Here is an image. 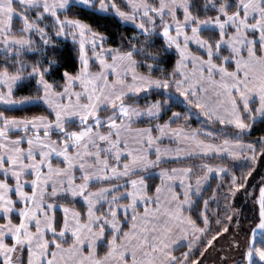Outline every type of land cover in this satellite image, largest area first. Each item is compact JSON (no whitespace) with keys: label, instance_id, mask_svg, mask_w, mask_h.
Masks as SVG:
<instances>
[{"label":"snow or ice","instance_id":"obj_1","mask_svg":"<svg viewBox=\"0 0 264 264\" xmlns=\"http://www.w3.org/2000/svg\"><path fill=\"white\" fill-rule=\"evenodd\" d=\"M122 4L0 0V264H203L230 227L228 252L239 257L226 253L220 264H264V177L258 195L248 186L264 135L243 139L264 124V0ZM88 10L135 30L109 44L81 18ZM69 42L71 71L60 57ZM178 96L211 127H172L178 111L160 123ZM27 106L43 111L9 114ZM165 137L176 146L162 145ZM210 156L247 169L232 173L224 213H212L215 232L217 190L195 219L186 212L210 174L231 169L162 166ZM241 190L257 206L251 217L233 204Z\"/></svg>","mask_w":264,"mask_h":264},{"label":"trees","instance_id":"obj_2","mask_svg":"<svg viewBox=\"0 0 264 264\" xmlns=\"http://www.w3.org/2000/svg\"><path fill=\"white\" fill-rule=\"evenodd\" d=\"M116 2L120 4L121 7H123L122 0H116ZM81 18L88 20V22L91 23L95 28H97L98 31L108 35L110 37L109 44L117 42L121 34H124L125 36H127V35H130L135 30L134 26L122 23L115 15L111 13H101L98 11L94 12L92 10H88L82 13ZM156 43L157 44L161 43V40L157 39ZM105 46L107 47L108 45H105ZM60 57L63 62V67L68 68L70 71L74 70L75 66L77 65L76 52L74 51L73 46L71 45L70 42L66 44L63 47V49L60 51ZM172 59H174V57ZM52 78L59 79V71L53 73V76L50 77V79ZM27 87H28L27 84L20 86L16 94L20 95L26 92ZM146 99H149V98L142 97L140 99V103L143 104ZM190 107L191 106H188L183 102L182 97L178 96L176 103L172 106L171 110L165 112L162 115L159 122L163 123L165 120H167L168 116L171 115L172 111H178L182 113L181 118L179 121H176L175 123H173L172 127H177V125L179 124V125L184 126L185 129L189 131L190 130H203L205 128L211 127L210 125L207 124L206 117L202 116L197 109L195 108L192 109ZM41 111H43L42 108L27 106L24 108L23 111H14L9 114L11 115H25V114L30 115L33 113H39ZM185 116H187V120L184 119ZM260 135H264V124H257L251 130L250 135L243 137V139L245 141H249ZM201 162L210 163L214 166L226 165L229 169H231V171L228 174H223L220 177L214 176L211 178L209 184L203 190V195L200 197L194 198V201H195L194 207L191 213H188L192 215L193 218L195 219L198 215L199 210L203 208V200L211 197L213 194V190H217L216 191L217 199L214 201H211L209 205V216H210V219L212 220V232H215L216 230H218L220 226L215 224L216 217L213 216L212 213L219 211L220 214L223 215L224 205H225V200L223 198L224 192H225V189L229 186L228 181L231 179L232 173H235V175L239 177L241 172L246 171L247 169L243 166L244 162L242 160L233 161L231 158H228V157L220 158V157H215V156L205 157L203 161L197 157H194L191 159H183L181 161L165 164L162 166L163 167H179V166H187L189 164H194L198 166ZM234 165H240V167H234ZM196 175H202L199 167L194 168V175H193L192 181H195ZM261 177H264V159H260L258 161L255 167V171L253 172L252 176L249 177V180H248V186L250 190H251L252 185L257 186L256 195H258V186H259ZM152 183H159L158 177L154 176ZM218 185L220 186L219 188H217ZM233 204L235 207L241 209L242 216H248V217H251L254 209L257 207L254 204L253 199L245 198L243 190H241V192L237 194L235 200L233 201ZM197 222L200 223L199 220ZM244 224L246 226L247 221H244ZM230 229L232 228L230 227ZM205 239H207V237ZM200 247H202V244L197 245V248H200ZM184 250L186 249L181 248L179 251H184ZM208 251L206 252L205 256L201 258V260L203 261V264H207L206 260L208 259L206 258V255ZM197 256H199V251L195 252L193 258Z\"/></svg>","mask_w":264,"mask_h":264},{"label":"rangeland","instance_id":"obj_3","mask_svg":"<svg viewBox=\"0 0 264 264\" xmlns=\"http://www.w3.org/2000/svg\"><path fill=\"white\" fill-rule=\"evenodd\" d=\"M192 109H194L193 107H190ZM152 123H156V121H152ZM136 127H143L145 126L144 124H138L135 125ZM162 145H167L169 147H175V141L170 139V138H163L162 139ZM194 158V157H193ZM224 173H212L209 175V179L207 181H205V183L202 185V191L207 187V185L209 184L210 180L212 177L217 176L220 177L222 176ZM193 184H195V181H192ZM177 191H182V189L177 188ZM196 196L193 197V200ZM254 202V201H253ZM186 214H188V212H186ZM232 239V229L229 230L228 233H224L222 234L219 238L216 239V241H214V246L211 247L206 255V258L208 260H206L207 264H220V257L224 254H228L230 256H232L233 258H238L239 257V253L236 251H232V252H228V245L229 242Z\"/></svg>","mask_w":264,"mask_h":264},{"label":"crops","instance_id":"obj_4","mask_svg":"<svg viewBox=\"0 0 264 264\" xmlns=\"http://www.w3.org/2000/svg\"><path fill=\"white\" fill-rule=\"evenodd\" d=\"M118 18V17H117ZM119 19V18H118ZM120 20V19H119ZM121 21V20H120ZM122 22V21H121ZM123 23V22H122ZM124 24H128V25H132L131 22L128 23H124ZM133 26V25H132ZM193 158V157H192Z\"/></svg>","mask_w":264,"mask_h":264}]
</instances>
